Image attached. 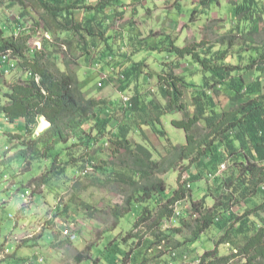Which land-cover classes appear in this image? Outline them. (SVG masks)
<instances>
[{
	"label": "trees",
	"instance_id": "trees-1",
	"mask_svg": "<svg viewBox=\"0 0 264 264\" xmlns=\"http://www.w3.org/2000/svg\"><path fill=\"white\" fill-rule=\"evenodd\" d=\"M211 1L214 0H202L201 3L205 8ZM127 2L130 0L125 3L119 0H97L95 4H90L88 0H0V9L17 5L21 10L11 27L0 26V74L15 69L23 72L22 76H15L16 80L4 91L0 113L10 123L24 124L23 134L7 133L17 138L16 156L22 159L24 171L31 169L33 161L49 162L40 175L30 178L28 184L32 186L31 192L54 182L55 178L65 174L68 167L74 176H83L89 170L102 172L107 176L105 183H117L122 196V202H116L111 207L110 213L114 220L111 228L136 209L138 214L131 229L122 236L123 241L128 243L132 240L136 246L140 242L143 244L144 251L139 250L138 253L142 254L139 264H169V259L164 256L168 250L182 243L173 241L172 234L164 229V223L175 217L176 205L185 200L192 189L190 184L186 187L185 181H181V172L196 166L200 176L208 179L217 172L221 163L230 159L232 163L216 177L219 183L212 184L217 190L212 203H207V195L191 206V214L195 215L190 224L192 241H196L210 227L221 232L216 245L213 249L204 250L196 259L197 264L264 263V217H260V213L264 212V38L250 45L247 51L249 62L245 65L227 63L228 47L213 50L214 46L207 45L204 39L181 46L176 44L178 37L172 33L153 31L151 35L136 42L140 45L136 51L155 50L159 49L156 39L159 38L160 42L166 43L163 47L174 57L191 59L202 70L200 87L206 88L192 99L194 111L170 121L174 127L184 131L185 142L182 144H174L165 131L155 129L147 119L131 125L136 130H142V124L148 122L159 136H165L162 138L167 139L168 144L161 157L155 160L147 145L132 143L128 139L131 127L128 123H120L117 118L119 109L128 119L135 112H145L150 104L144 106L138 103L136 97H132L117 110L111 102L87 97L79 86V78L70 66V61L63 60L64 68H59L51 61L46 44L42 49L30 47V38L34 32L29 33L26 29L22 31L23 18L35 12L45 32L54 41L62 42V46H74L75 41L66 37L77 35L80 40L75 45L82 50V55L89 56L91 49L104 43V49L98 53V62L104 57L112 59L111 37L107 35V20L103 18L116 5H125ZM239 2L234 7V16L238 18L242 15L240 20L246 23L248 18L251 19L250 32L253 33L258 28V13H252L256 1ZM77 9L83 12L80 19L74 15ZM148 37L152 39L148 41ZM226 41L229 45L234 39L228 37ZM164 66L156 74L163 94L169 96L170 100L155 115L159 122L161 116L175 108L181 95L180 86L193 84L174 72L175 65L168 70ZM128 67L125 66L118 73L123 81L138 74V66L131 70ZM249 71L253 79L247 81L244 73ZM151 73L148 71L149 75ZM211 90L215 94L222 93L229 103H235L234 106L217 109V102L206 100L203 96ZM41 119L46 120L49 126L37 134L35 130ZM201 121L204 122L203 126L199 125ZM86 125L89 126L87 129L84 128ZM110 125L118 127L117 132L109 133ZM91 128H94L95 133H92ZM105 133H109L108 139L115 146L114 152L123 156L120 160L121 168L117 169L116 163L95 166L92 163L93 157H89L87 152L78 155L72 149L79 145L83 149L82 144L89 146ZM63 154L67 158L61 159ZM171 170L177 172V178L176 187L169 190L164 175ZM78 183L75 181V189ZM238 205L245 209L234 212L233 208ZM86 206L90 207L88 204ZM63 210L67 211L66 207ZM251 215H257L260 219L256 220ZM181 220L184 224V218ZM170 231L175 233L180 232V229L176 227ZM71 244L68 238H63L57 245L51 243L60 248ZM220 244H229L232 252L219 253ZM150 249L153 252L147 257ZM132 250L123 255L127 257ZM90 251L91 245L84 251H78L76 260L90 258ZM109 253L111 256H106L110 258L108 260L114 264L119 262V255ZM171 255L176 256L174 253ZM92 264H97V261Z\"/></svg>",
	"mask_w": 264,
	"mask_h": 264
},
{
	"label": "rangeland",
	"instance_id": "rangeland-1",
	"mask_svg": "<svg viewBox=\"0 0 264 264\" xmlns=\"http://www.w3.org/2000/svg\"><path fill=\"white\" fill-rule=\"evenodd\" d=\"M69 1L72 2V0ZM88 1L90 4H95L97 0ZM119 1L125 3L127 0ZM201 1L130 0L125 5H116L106 18H103L107 20L105 25L108 29L107 35L111 37L109 42L112 45L113 58L104 57L101 62H98V53L104 47V43L91 49L89 56H84L81 54L82 50L75 45L80 40L77 35L66 37L75 41L74 46L71 45L70 48L62 46V42L54 41L45 32L42 21L35 12L23 18L22 31L26 29L29 33L34 32L29 46L42 49L46 44L45 47H47L51 61H54L59 68H64L63 60L70 61V66L79 78V86L87 97H96L108 103L111 102L117 110L125 105L124 97L129 99L136 97L139 100L138 103L144 106L150 104L145 112H135L128 119L119 109L117 118L120 123H128L131 127L127 135L128 139L132 143L147 145L152 150L153 159L158 160L168 141L162 138L165 136H159L154 128L165 131L174 144L184 143V131L174 127L170 121L173 118H183L194 111L192 99L206 88L200 87L202 79L200 71L202 70L191 59L181 60L174 57V54L164 48L166 43L160 42L159 38H156L159 49L155 50L136 51V47L140 46L136 42L151 35L153 31L172 33L178 37L176 44L181 46L204 39L208 42L207 45L214 46L213 50L228 47L227 63L245 65L249 62L247 51L249 52L250 45L264 38V0H255L253 5L252 13L253 11L258 13L256 21L258 28L253 33L250 32L251 22L249 21L251 19L248 18L246 23L240 20L242 15L237 16L238 18L234 16V7L240 3L239 0H214L205 8ZM20 12L17 5L2 7L0 26L11 27ZM191 13L192 17H190ZM74 15L76 19H80L83 12L77 9ZM245 24L248 26L245 27ZM228 37H233L232 44L227 45ZM151 39L152 37L147 38L148 41ZM133 44L136 46L133 47ZM164 64L166 70L175 65L174 72L186 82L193 84L180 86L181 95L175 108L169 114L161 116L162 120L159 122L155 119V115L170 100L169 96L163 94L156 74L160 72ZM127 65L130 70L138 66L136 70L138 74L123 81L124 79L122 80L118 73ZM148 71H151L153 76L149 75ZM22 75L23 72L16 69L7 74H0V102H4V91H7L8 85L16 80L15 76ZM244 77L250 81L253 79V74L251 71L245 72ZM207 95L203 94L204 98L217 102L219 110L235 104L229 103L222 93L215 94L211 90ZM145 119L154 128L148 122L142 124V130H136L131 126ZM43 121L46 120L40 121L41 126L39 128L40 124H38L35 133L39 134L46 129L47 123ZM199 125L203 126L204 122L201 121ZM88 127L86 125L84 128ZM117 130L118 127L110 125L109 133L117 132ZM91 131L95 133L94 128H91ZM9 132L23 134L24 124L23 122L10 123L0 113V255L3 257L0 264H13L23 260H28L32 262L31 264H92L94 261H97V264H114L112 260H108L110 258L106 257L111 256V253L107 254L108 251L121 257L116 264H139L142 254L138 253L139 250L144 251L143 244L140 242L136 246V242L132 240L126 243L122 237L131 229L138 211L135 209L125 215L116 227L111 228L114 224L110 213L111 207L116 202H122L119 185L112 182L105 183L107 176L102 172L89 170L83 176H74L70 172L71 168L68 167L64 175L32 193V186L28 184L30 178L40 175L49 162L46 160L33 161L31 169L24 171L22 159L16 156L17 138L7 135ZM108 134L105 133L98 137L97 141L89 146L82 144L83 149L81 145L73 146L72 149L78 155L87 152L89 157H93L92 163L95 166H107L113 163L115 165L116 163V168H121L120 160L123 156L114 152L115 146L109 141ZM62 156L64 158L61 159L67 158L65 154ZM231 163L232 161L228 159L220 165L224 164L225 169ZM178 169L181 170V168ZM218 169L208 179L200 176L199 168L196 166L181 172V181H185L186 187L190 184L192 189L189 191L190 195L176 205L175 217L164 223V229L172 234L173 241L182 243L168 250L164 256L169 259V264H197L196 259L199 255L204 250L213 249L216 245L221 233L218 229L210 227L196 241H192L190 224L191 219L195 217L191 214L193 202H199L202 197L208 195L207 203H212V197L217 192L213 183H219L216 177L223 170ZM164 178L169 190L176 187L177 172L175 170L167 172ZM75 181H79L76 189L73 186ZM26 191L30 195L24 201L21 194ZM87 204L90 207H87ZM64 207L67 211L63 210ZM242 209L245 207L238 205L233 208V211L238 213ZM260 215L264 217V212ZM250 217L260 219L257 215ZM182 218H184V224L181 223ZM176 227L180 229V232L170 231ZM63 230L76 233V240L63 248L52 246L51 243L57 245L63 239L61 235ZM89 245H91L90 258L76 260V253L84 251ZM4 249H8L10 254L4 255ZM130 249H133L132 252H129L127 257L124 256L123 254ZM147 252L146 256L149 257L153 251L150 249ZM218 252L230 254L231 246L220 244ZM172 253L176 256L173 257ZM38 258H42L43 262H39ZM122 258H125L123 262Z\"/></svg>",
	"mask_w": 264,
	"mask_h": 264
},
{
	"label": "built area",
	"instance_id": "built-area-1",
	"mask_svg": "<svg viewBox=\"0 0 264 264\" xmlns=\"http://www.w3.org/2000/svg\"><path fill=\"white\" fill-rule=\"evenodd\" d=\"M125 100V101H124ZM124 102L125 103H128L129 102V98H126V97H124ZM224 164H222V165H220L219 166V168H220V170H222V169H224ZM219 170V169H218ZM30 194L26 191V192H24L23 194H21V196L23 197V199H24V201L25 200H27V196H29ZM61 235H62V237L63 238H68V239H70L71 241H74V240H76V238H77V235H76V233H73V232H71V231H69V230H63L62 232H61ZM3 254L4 255H9L10 254V251L8 250V249H4V251H3ZM1 258H3L2 257V255H0V259ZM38 261L39 262H41V261H43V259L42 258H38ZM13 264H31V262L30 261H28V260H24V261H20V262H14Z\"/></svg>",
	"mask_w": 264,
	"mask_h": 264
},
{
	"label": "crops",
	"instance_id": "crops-1",
	"mask_svg": "<svg viewBox=\"0 0 264 264\" xmlns=\"http://www.w3.org/2000/svg\"><path fill=\"white\" fill-rule=\"evenodd\" d=\"M42 120V119H41ZM49 126V124L47 123V126L45 128H47ZM1 260V259H0ZM24 261V260H23ZM43 262V261H42Z\"/></svg>",
	"mask_w": 264,
	"mask_h": 264
},
{
	"label": "bare ground",
	"instance_id": "bare-ground-1",
	"mask_svg": "<svg viewBox=\"0 0 264 264\" xmlns=\"http://www.w3.org/2000/svg\"><path fill=\"white\" fill-rule=\"evenodd\" d=\"M43 122L48 123V122H46V121H43ZM48 124H49V123H48Z\"/></svg>",
	"mask_w": 264,
	"mask_h": 264
},
{
	"label": "clouds",
	"instance_id": "clouds-1",
	"mask_svg": "<svg viewBox=\"0 0 264 264\" xmlns=\"http://www.w3.org/2000/svg\"><path fill=\"white\" fill-rule=\"evenodd\" d=\"M40 124V123H39ZM75 241V240H74ZM74 241H72V242H74ZM32 263V262H31Z\"/></svg>",
	"mask_w": 264,
	"mask_h": 264
}]
</instances>
